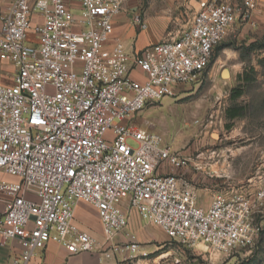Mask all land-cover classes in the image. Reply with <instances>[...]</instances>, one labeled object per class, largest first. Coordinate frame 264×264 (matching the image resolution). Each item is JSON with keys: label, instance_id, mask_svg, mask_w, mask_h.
Returning <instances> with one entry per match:
<instances>
[{"label": "built area", "instance_id": "1", "mask_svg": "<svg viewBox=\"0 0 264 264\" xmlns=\"http://www.w3.org/2000/svg\"><path fill=\"white\" fill-rule=\"evenodd\" d=\"M128 1L9 0L0 15V65L12 69L0 77V172L18 180L0 182V247L20 246L9 264H29L48 242L114 264H181L133 240L130 211L182 248L228 257L258 240L264 179L229 185L202 208L174 174L188 156L136 116L194 83L234 25H254L260 0H200L187 29L135 54L114 36ZM130 23L147 29L138 13ZM80 205L95 210L102 242L76 223Z\"/></svg>", "mask_w": 264, "mask_h": 264}, {"label": "rangeland", "instance_id": "2", "mask_svg": "<svg viewBox=\"0 0 264 264\" xmlns=\"http://www.w3.org/2000/svg\"><path fill=\"white\" fill-rule=\"evenodd\" d=\"M199 2L129 0L119 16V31L116 29L115 35L125 40L131 29V44L125 47L130 54H135L187 29ZM133 13L140 14L146 21L145 31L140 32L130 24ZM244 29L245 26L236 24L228 31L215 52V59L194 83L180 87L174 95L147 106L136 116L141 128L160 134L172 150L188 155V166L179 171L188 179L199 173L197 186L213 180L214 194L251 178L264 179V76L261 71L255 74L257 80L244 90L243 96L234 101L230 99L231 90L239 85L237 72L241 68L249 72L248 68L264 57V51L248 49L250 43L262 39L241 38ZM244 33L252 36L249 29ZM5 68L0 70V76ZM223 71L228 72V77H222ZM245 104L251 106L247 117L226 120L228 107ZM227 125H231L230 129ZM81 208L84 211H80V224L92 226L89 215L96 216V212L85 205ZM256 220L262 230L250 253L240 251L224 257L197 245L196 250L181 247L184 257L191 264H264V208ZM168 247L176 248L177 245Z\"/></svg>", "mask_w": 264, "mask_h": 264}, {"label": "crops", "instance_id": "3", "mask_svg": "<svg viewBox=\"0 0 264 264\" xmlns=\"http://www.w3.org/2000/svg\"><path fill=\"white\" fill-rule=\"evenodd\" d=\"M236 1V0H230ZM9 4V0H0V15L3 14ZM118 23L115 25L114 29V36L121 38L120 36L115 35V30H118ZM131 24V23H130ZM132 25V24H131ZM240 26H245V29L242 31L240 37L241 38H249L250 41H254L256 39H263L264 40V2L259 3L254 12V25H242L237 24ZM133 26V25H132ZM137 29V28H136ZM251 30L252 36L245 35V30ZM139 31V29H137ZM119 31V30H118ZM127 37L125 40L123 39L124 44L128 46L131 44V29H128ZM143 32V31H140ZM122 39V38H121ZM7 67V68H5ZM255 71L260 73L261 69L258 65H253ZM5 68V72H11L12 69L9 65H0V70ZM244 71L241 68V71L237 72V75L242 74ZM4 72V74H5ZM2 77V76H0ZM1 79V78H0ZM11 83V79L8 78L4 82L8 81ZM7 83V82H6ZM186 155V154H183ZM188 156V155H186ZM186 169V168H185ZM183 170V169H182ZM181 170V171H182ZM171 173V169L169 166L161 169L159 174L167 175ZM174 174L179 177L181 182H184L190 185L197 198V204L207 209L211 203V200L214 196L212 183L213 180H207L205 184L202 186H197L198 181L196 178L199 176V173H195L193 179H188L185 177L184 172L174 171ZM213 178V177H212ZM6 181L8 183H15L18 180L14 177L8 176L3 172H0V182ZM241 184V183H239ZM217 193V192H216ZM7 198L0 194V214L4 210L5 201ZM88 207V206H87ZM91 208V207H90ZM92 209V208H91ZM94 210V209H93ZM80 211H84L81 208V205L77 208L75 212V220L81 230L90 233L97 242L103 241V235L100 223L94 214H90L89 216L92 219V226H88L87 224L81 225L80 220ZM95 211V210H94ZM93 213V212H92ZM142 221L135 211H130L128 215V233L133 237V240L142 245V248L147 251L148 253H156L160 251L168 252V255H172L174 257H178L181 260V264H191V262L186 260L184 257V249L177 246L176 248H171L167 246H172L175 244L170 245L168 238L166 235L156 226L144 223V227H142ZM86 226V228H84ZM117 241H124L123 236H119L116 239ZM20 251V246L17 241H11L8 243L6 247H0V264H9V257L13 254H16ZM29 264H114V261L103 259L99 252H87V253H80L76 255H70L63 247H61L57 243L48 242L45 247L36 252V254L31 258ZM138 264H151L149 261H140Z\"/></svg>", "mask_w": 264, "mask_h": 264}, {"label": "trees", "instance_id": "4", "mask_svg": "<svg viewBox=\"0 0 264 264\" xmlns=\"http://www.w3.org/2000/svg\"><path fill=\"white\" fill-rule=\"evenodd\" d=\"M220 46V45H219ZM217 47V49L219 48ZM216 49V50H217ZM249 51H264V40L254 41L250 43L248 47ZM216 52V51H215ZM215 59V54L213 60ZM212 60V61H213ZM257 65L261 68V74L264 76V57L259 58L257 60ZM247 70H244L242 74L238 75L239 85L231 90L230 99L234 101L244 94V90L254 83L257 79L255 78V74L257 73L253 66H250ZM251 106L249 104L245 105H233L226 109L225 118L228 121H233L235 119H240L247 117L250 114ZM231 125H227V129H230Z\"/></svg>", "mask_w": 264, "mask_h": 264}, {"label": "bare ground", "instance_id": "5", "mask_svg": "<svg viewBox=\"0 0 264 264\" xmlns=\"http://www.w3.org/2000/svg\"><path fill=\"white\" fill-rule=\"evenodd\" d=\"M222 77H224V78L228 77V72L227 71H223L222 72ZM212 137L215 138L216 136L212 135Z\"/></svg>", "mask_w": 264, "mask_h": 264}]
</instances>
